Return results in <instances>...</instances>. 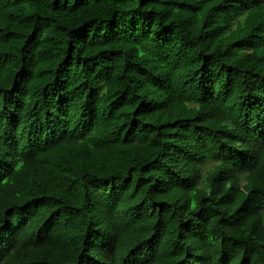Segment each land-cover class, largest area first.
Listing matches in <instances>:
<instances>
[{
	"label": "trees",
	"instance_id": "16d2710c",
	"mask_svg": "<svg viewBox=\"0 0 264 264\" xmlns=\"http://www.w3.org/2000/svg\"><path fill=\"white\" fill-rule=\"evenodd\" d=\"M0 264H264V0H0Z\"/></svg>",
	"mask_w": 264,
	"mask_h": 264
}]
</instances>
